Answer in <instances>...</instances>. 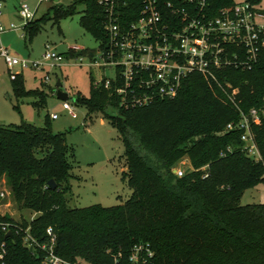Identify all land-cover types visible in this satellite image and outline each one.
<instances>
[{"label":"trees","instance_id":"trees-1","mask_svg":"<svg viewBox=\"0 0 264 264\" xmlns=\"http://www.w3.org/2000/svg\"><path fill=\"white\" fill-rule=\"evenodd\" d=\"M99 1L55 6L54 20L73 15L84 5L80 24L103 46L108 42L107 14ZM142 1L119 0L120 11L126 18H137ZM262 1L247 0L251 5ZM234 4V0H211L215 13ZM45 20L33 19L23 27L26 45ZM94 55L89 49L69 50L64 57ZM218 79L238 90L235 98L241 111L260 107L264 50L251 70L229 68ZM94 82L90 97L78 95L75 104L90 118L103 115L118 130L125 148L124 180L132 196L114 207L71 208L69 156L74 157V150L67 144V134L53 131L50 116L43 127L0 125V180L6 178L21 210L38 214L20 224L30 227L40 242L53 228L55 252L67 262L132 264L133 248L143 245L154 254L147 264H264V204L241 205L247 190L264 183V120L253 126L262 157L256 162L243 151V132L226 130L240 120L239 110L200 74H191L176 98L130 109L120 106L113 89ZM10 84L17 100L36 98L35 107L46 106V92L26 90L23 73H10ZM227 91L232 94V89ZM184 157L193 170L179 178L174 169ZM51 180L55 190L49 187ZM7 244V264H40L41 258L24 246L20 236L14 234Z\"/></svg>","mask_w":264,"mask_h":264},{"label":"built area","instance_id":"built-area-1","mask_svg":"<svg viewBox=\"0 0 264 264\" xmlns=\"http://www.w3.org/2000/svg\"><path fill=\"white\" fill-rule=\"evenodd\" d=\"M45 1L48 0H40V3ZM99 4L107 14L108 42L99 46L92 58L78 56V61L83 65L87 59L91 67L113 69L115 78L103 77L94 82L95 86L103 84L106 89H113L125 109L141 108L176 98L184 81L191 74H200L225 93L240 112V120L228 124L226 130L242 131L244 153L256 162L262 160L253 126L264 120V98L260 107L251 108L248 113L241 111L235 98L238 90L229 83H221L218 74L229 68L251 70L257 64L264 50V11L255 9L247 1L215 13L211 0H143L137 18L129 19L120 11L119 0H100ZM19 15L24 26L35 18V13L26 5L21 7ZM11 29L20 27L12 24ZM4 31L0 24V35ZM70 50L82 52L85 49ZM0 57L8 68L20 66L22 69H39L45 65L61 67L66 59L48 46L42 60L36 62L20 59L3 46H0ZM227 88L232 89V94L227 93ZM62 104L71 118L78 119L75 102ZM50 117L58 119L57 114ZM174 174L179 178L185 175L180 169ZM8 197L7 191L0 192V204L5 205ZM5 217L0 210V264H7V240L14 234L22 238L32 254L41 258L40 264H88L84 260L67 262L56 254L53 228L46 230V240L40 242L31 234L30 227L24 228L21 221H5ZM8 234L11 237H7ZM153 255L148 246L137 245L130 262L147 264Z\"/></svg>","mask_w":264,"mask_h":264},{"label":"rangeland","instance_id":"rangeland-1","mask_svg":"<svg viewBox=\"0 0 264 264\" xmlns=\"http://www.w3.org/2000/svg\"><path fill=\"white\" fill-rule=\"evenodd\" d=\"M245 1L247 0H234L235 3ZM73 3L74 0H48L42 3L40 0H0V23L3 28L8 30L12 24L20 27L19 31L3 33L2 45L20 59L31 62L42 60L47 46L63 56L75 47L97 52L99 42L80 24L84 5H79L75 14L59 21L54 20L55 6L69 7ZM25 5L35 13V21L46 19L39 33L27 45L22 37L24 22L19 15L21 7ZM254 7L264 11V0ZM79 57L66 58L61 67L45 65L39 69H22L20 66L8 68L0 57V125L8 127L27 123L43 127L47 116L57 114L58 119H51L53 131L66 133L67 144L74 150V157L72 154L69 156L73 179L71 193L67 195L68 205L77 209L94 205L106 208L122 205L130 199L133 191L124 180L127 171L125 148L118 130L101 114H94L90 118L88 111L77 104L73 105L76 107L78 119L71 118L63 109L62 101L54 93L57 83L61 82V90L69 95L70 100L78 95L88 99L93 80L99 81L103 77L115 78V70L91 67L87 59H84L81 65ZM11 72L23 73L26 90L46 92V106L35 107L33 103L38 102L36 98L17 100L10 84ZM178 169L184 174L193 170L188 157L177 163L174 170ZM2 191L9 193L4 202L6 206L0 204V210L6 218L15 223L23 219L31 221L38 216L32 211L18 207L5 177L0 180V192ZM252 204H264V183L247 190L243 195L241 205Z\"/></svg>","mask_w":264,"mask_h":264},{"label":"water","instance_id":"water-1","mask_svg":"<svg viewBox=\"0 0 264 264\" xmlns=\"http://www.w3.org/2000/svg\"><path fill=\"white\" fill-rule=\"evenodd\" d=\"M57 1V0H55ZM61 87H62V84L61 82H58L57 85H56V88L54 90V93L56 95V97L61 100L62 102H66V101H72V102H75V98H71L70 100V97L67 93L63 92L61 90ZM174 173H175V170H174ZM49 187L52 189V190H55L57 188V185L55 183L54 180H51L49 182ZM7 237H11V234H8Z\"/></svg>","mask_w":264,"mask_h":264},{"label":"crops","instance_id":"crops-1","mask_svg":"<svg viewBox=\"0 0 264 264\" xmlns=\"http://www.w3.org/2000/svg\"><path fill=\"white\" fill-rule=\"evenodd\" d=\"M20 19H21V17H20ZM35 19V18H34ZM22 20V19H21ZM1 25H2V23H0ZM3 27V26H2ZM5 31L3 32V33H5L6 31H19V30H13V29H8V30H6V29H4ZM3 33L0 35V46H3L2 45V43H1V36L3 35ZM23 37V36H22ZM4 47V46H3ZM8 49V48H7ZM12 73V72H11ZM12 74H18V73H12Z\"/></svg>","mask_w":264,"mask_h":264}]
</instances>
